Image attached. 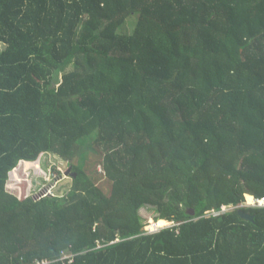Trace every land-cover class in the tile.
<instances>
[{"label":"trees","instance_id":"trees-1","mask_svg":"<svg viewBox=\"0 0 264 264\" xmlns=\"http://www.w3.org/2000/svg\"><path fill=\"white\" fill-rule=\"evenodd\" d=\"M86 138L108 191L73 164ZM46 153L66 196H31ZM253 198L264 0H0V264H264Z\"/></svg>","mask_w":264,"mask_h":264},{"label":"rangeland","instance_id":"rangeland-1","mask_svg":"<svg viewBox=\"0 0 264 264\" xmlns=\"http://www.w3.org/2000/svg\"><path fill=\"white\" fill-rule=\"evenodd\" d=\"M136 16H131L126 23V32L131 33L133 30V22ZM73 64L63 67V72L69 73L72 71ZM82 143L80 154L73 160L74 165L83 166L87 171L94 174L95 181L108 191L109 185L103 178V169L101 167L102 154L94 147L92 139L86 138ZM27 166L30 172L31 196L40 198L42 196H66L72 185V167L68 161L55 153L43 154L40 160L36 163H30ZM35 165V166H33ZM71 169V170H69ZM248 204H250L248 200ZM142 218L146 222L145 231H154L152 223L155 222V210L152 207H146L140 211ZM157 223V222H156ZM173 223L167 225L171 226ZM157 229H160V224L157 223Z\"/></svg>","mask_w":264,"mask_h":264},{"label":"built area","instance_id":"built-area-1","mask_svg":"<svg viewBox=\"0 0 264 264\" xmlns=\"http://www.w3.org/2000/svg\"><path fill=\"white\" fill-rule=\"evenodd\" d=\"M248 206H252V207H264V199L263 200L254 199L253 204H248ZM228 211H229V209L227 207H224L222 213H225V212H228ZM222 213H213V214L214 215H219V214H222ZM149 232H152V230L151 231L149 230ZM73 261H74V256L71 255V254H69L67 251H65L63 253V258L61 260H58L55 263H50L48 261H43V262H38L36 264H72Z\"/></svg>","mask_w":264,"mask_h":264},{"label":"water","instance_id":"water-1","mask_svg":"<svg viewBox=\"0 0 264 264\" xmlns=\"http://www.w3.org/2000/svg\"><path fill=\"white\" fill-rule=\"evenodd\" d=\"M69 170H71V169H69ZM189 214H190L191 216H193V215H194V211H190ZM240 214H241V216H242L243 218H245V219H247V220H250V221H252V222L254 221V216H252L251 214L246 213L244 210H241V211H240Z\"/></svg>","mask_w":264,"mask_h":264},{"label":"bare ground","instance_id":"bare-ground-1","mask_svg":"<svg viewBox=\"0 0 264 264\" xmlns=\"http://www.w3.org/2000/svg\"><path fill=\"white\" fill-rule=\"evenodd\" d=\"M248 199H249V198H248ZM253 199H254V198H253ZM152 226H153L152 228L155 229V228H157L158 225H157L156 222H153V223H152Z\"/></svg>","mask_w":264,"mask_h":264},{"label":"clouds","instance_id":"clouds-1","mask_svg":"<svg viewBox=\"0 0 264 264\" xmlns=\"http://www.w3.org/2000/svg\"><path fill=\"white\" fill-rule=\"evenodd\" d=\"M168 223H169V222H168ZM160 229H161V228H160ZM160 229H159V228H158V229L156 228L155 231L160 230ZM155 231H152V232H155Z\"/></svg>","mask_w":264,"mask_h":264}]
</instances>
